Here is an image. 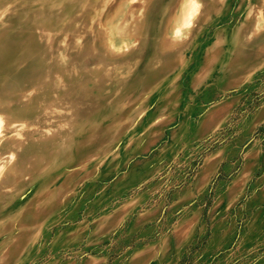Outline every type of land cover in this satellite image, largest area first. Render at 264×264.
I'll return each instance as SVG.
<instances>
[{
    "label": "rangeland",
    "instance_id": "1",
    "mask_svg": "<svg viewBox=\"0 0 264 264\" xmlns=\"http://www.w3.org/2000/svg\"><path fill=\"white\" fill-rule=\"evenodd\" d=\"M0 78V264H264V0H0Z\"/></svg>",
    "mask_w": 264,
    "mask_h": 264
},
{
    "label": "bare ground",
    "instance_id": "2",
    "mask_svg": "<svg viewBox=\"0 0 264 264\" xmlns=\"http://www.w3.org/2000/svg\"><path fill=\"white\" fill-rule=\"evenodd\" d=\"M193 3V2H192ZM191 3V4H192ZM193 13V11H192ZM185 16V15H184ZM185 18V17H184ZM191 18V17H190ZM187 25V24H186ZM42 64V63H41ZM47 67V66H46ZM42 73V72H41ZM35 74V72H34ZM32 76V75H31ZM1 79V78H0ZM2 80V79H1ZM29 80V79H28ZM27 81V80H26ZM5 82V81H4ZM3 82V83H4ZM25 83V82H24ZM38 83V82H37ZM26 84V83H25ZM32 85L30 84H27L26 86L24 87H19L18 86V83H12V82H7V83H4L2 86H1V91H0V102L1 101H6V105L4 103L3 106H0V149H2L3 145L5 142H7V139H4L5 137V134L9 131H15L17 129L20 128V130L16 133V135L18 136L17 138H13L11 137V139L13 141H17V143H20V139H23L22 138V134L24 133V130L26 129L25 125H24V122L22 121V119L20 117H10L8 118L7 116H2L1 114H3L5 111L9 110L10 108H12L11 106L13 105L12 103V100L13 98L15 97L14 95H12V91H15V90H19L21 93H19V95L17 96L19 100L23 99L22 101H20V103L22 104H28L33 98H37L39 97L40 95V88H32L31 91L27 92L28 90V87H30ZM26 99H29V101L27 103H24L26 102ZM33 99V100H34ZM24 106V105H23ZM28 105L25 107L27 108ZM38 107V106H37ZM36 108V107H35ZM22 109V108H20ZM10 143V142H9ZM21 145V144H20ZM17 146V145H16ZM15 149V148H14ZM0 155H2V153H0ZM7 159H8V162H12L14 160H16L17 156H16V153H11L9 154L8 156H6ZM2 169V168H0Z\"/></svg>",
    "mask_w": 264,
    "mask_h": 264
}]
</instances>
